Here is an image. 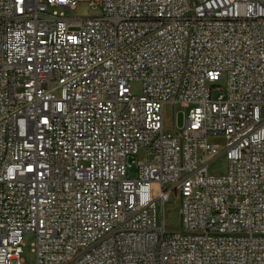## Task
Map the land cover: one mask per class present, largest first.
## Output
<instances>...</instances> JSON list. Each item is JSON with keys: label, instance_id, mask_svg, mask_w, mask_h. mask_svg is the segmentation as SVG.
I'll return each mask as SVG.
<instances>
[{"label": "built area", "instance_id": "1", "mask_svg": "<svg viewBox=\"0 0 264 264\" xmlns=\"http://www.w3.org/2000/svg\"><path fill=\"white\" fill-rule=\"evenodd\" d=\"M262 110L264 0H0V264H264Z\"/></svg>", "mask_w": 264, "mask_h": 264}, {"label": "rangeland", "instance_id": "2", "mask_svg": "<svg viewBox=\"0 0 264 264\" xmlns=\"http://www.w3.org/2000/svg\"><path fill=\"white\" fill-rule=\"evenodd\" d=\"M67 17L79 19V18H88L93 17L98 14L97 10H93L88 3H78L76 8L72 11L65 13ZM129 89L132 95L139 96L141 94V83L138 81H132L129 83ZM226 91V82L225 79H219L217 82L211 85V96L213 99H218L223 96ZM187 113V109L176 106L173 110H169L166 106L164 108V125L163 129L165 132L171 130L172 125L176 129H180L183 126L184 117ZM264 113V110H262ZM218 145L221 144V141H215ZM227 170V161L224 158H219L215 160L209 167L208 173L212 176H220L224 174ZM159 192L157 186H152L151 194L155 198ZM178 205L176 200L171 199L170 203L166 206V229L168 232H177L180 230V217L178 214ZM33 243V235L25 234L23 236V247L22 254L20 255V260L22 264H35V257L32 253L31 244Z\"/></svg>", "mask_w": 264, "mask_h": 264}]
</instances>
